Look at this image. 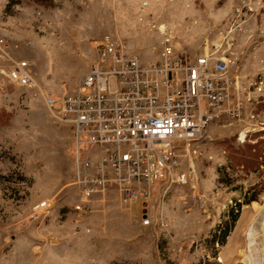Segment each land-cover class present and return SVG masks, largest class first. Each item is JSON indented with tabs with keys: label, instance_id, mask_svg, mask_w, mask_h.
<instances>
[{
	"label": "rangeland",
	"instance_id": "rangeland-1",
	"mask_svg": "<svg viewBox=\"0 0 264 264\" xmlns=\"http://www.w3.org/2000/svg\"><path fill=\"white\" fill-rule=\"evenodd\" d=\"M161 27L192 59L225 56L241 103L239 120L207 126L188 162L195 189L154 186L145 205L113 187L74 210L82 170L73 128L0 73V264H246L250 228L264 223V0H0V39L58 94L75 93L104 36L157 61ZM45 198L50 207L35 216Z\"/></svg>",
	"mask_w": 264,
	"mask_h": 264
},
{
	"label": "built area",
	"instance_id": "built-area-1",
	"mask_svg": "<svg viewBox=\"0 0 264 264\" xmlns=\"http://www.w3.org/2000/svg\"><path fill=\"white\" fill-rule=\"evenodd\" d=\"M12 47L16 45L0 39V73L13 85L31 89L55 118L73 128L82 170L76 211L113 187L120 200L141 199L145 205L154 186L166 191L173 184H190L195 189L188 162L199 154L207 126L215 118H241L226 57L208 51L192 59L176 49L165 30L158 59L148 64L107 36L94 41L97 58L80 76L73 95L41 87L33 61L18 57ZM39 204L35 216L51 205L49 199Z\"/></svg>",
	"mask_w": 264,
	"mask_h": 264
},
{
	"label": "bare ground",
	"instance_id": "bare-ground-1",
	"mask_svg": "<svg viewBox=\"0 0 264 264\" xmlns=\"http://www.w3.org/2000/svg\"><path fill=\"white\" fill-rule=\"evenodd\" d=\"M165 28L161 27L160 31L163 32ZM43 200L45 201L47 198ZM254 205L257 211L262 209L258 204L255 203ZM34 206H37V210L41 208L39 203ZM248 240L249 244L246 246L247 248L240 252L241 260L246 262V264H264V223L251 226Z\"/></svg>",
	"mask_w": 264,
	"mask_h": 264
},
{
	"label": "trees",
	"instance_id": "trees-1",
	"mask_svg": "<svg viewBox=\"0 0 264 264\" xmlns=\"http://www.w3.org/2000/svg\"><path fill=\"white\" fill-rule=\"evenodd\" d=\"M253 199L254 198H251L250 200H253ZM226 235H227V232L224 231V233L222 234L221 242L223 241ZM205 264H210V263H205Z\"/></svg>",
	"mask_w": 264,
	"mask_h": 264
}]
</instances>
